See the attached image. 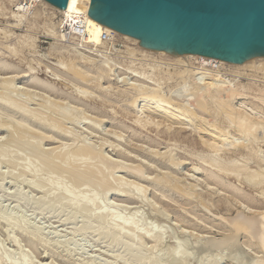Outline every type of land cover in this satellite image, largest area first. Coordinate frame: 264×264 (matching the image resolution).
Returning <instances> with one entry per match:
<instances>
[{
    "label": "rangeland",
    "instance_id": "1",
    "mask_svg": "<svg viewBox=\"0 0 264 264\" xmlns=\"http://www.w3.org/2000/svg\"><path fill=\"white\" fill-rule=\"evenodd\" d=\"M19 1L21 0H0V125L4 126L6 121L8 123L5 124L7 125L4 126L7 127L5 129L0 126V150L3 149L2 152H7L2 155L0 153V172L5 173L4 177L0 176V264H14V262L16 264L24 261V259L26 264H142L138 260L140 257L141 259L144 257L145 263L143 262V264H146V259H148L147 264H177L179 261V259L177 261V257L180 256L173 255L175 253L173 248L177 246L183 250L185 258L186 256L189 257V260L182 258L187 261L186 264H252L253 261L257 264L256 255H261L259 253L260 247L258 248L259 244L255 245L258 250L256 248L253 250L251 246H254L256 242H253L246 235H243L241 244L255 256V260H244L240 261L241 263H236L221 257L218 253L213 257H205L206 254L197 247L199 240L203 243L205 237L226 231L228 226L226 227L219 214H233L237 209H242L243 205L245 206L243 210L246 212L249 209L253 210H249V213L250 211L253 213L256 209L257 212L255 211V213L264 211L261 207L260 209L255 207L264 201V182L257 186L253 185L247 178L250 170L264 167V161L260 160L264 159V127L251 134L243 133V136L241 133L240 135L235 134L234 141H232L238 142L237 144L242 146L235 148L234 145H230L233 147L228 149L229 144H227L228 146L225 147L227 150H220L217 152L219 155L216 156L214 155L215 150L202 142L201 135L194 124H187L190 125L189 127L186 124L178 126L171 124L172 129H169L170 126L167 122L161 125L162 122L157 120L156 124L154 122H149L147 125L144 124L148 122L139 124L136 122V118L138 116L143 117L147 113H138L135 111L136 109L134 110L132 106H129L131 105L130 101L136 96V91L127 88L128 85L125 82H133L132 74L127 73V76L122 74L120 69H116L113 72L114 84L101 82L104 87H99V82L93 78L95 68L88 71L90 81L86 80V82L76 76L74 68L89 69L87 62L98 65L100 62L108 63L111 60L124 68L133 65V67H139L146 75L153 74L155 78L162 77V85L166 94L170 96L173 93L179 96L180 100H183L185 98L183 94L188 92V89L189 92L193 91L194 83H196L193 77L190 79V74L187 75L183 71L186 67L167 61L152 70L145 65L147 61H144V65H142L140 61L134 60L129 54L131 51L128 50L127 44L118 39L116 44H106L105 48L98 47L100 51L97 47L94 48L85 42L84 47L79 48L78 44L74 45L77 43L74 39L67 40L68 42L71 41L72 45L68 42L57 43L47 34L45 28L47 25L56 22V19L52 17L53 15L41 11L36 15L32 12L27 15V8H19L16 5ZM16 7L21 11L16 10ZM15 15H24V18L20 21ZM27 35L33 36L34 40L28 43ZM73 46L77 50L72 49ZM81 55L88 57V60L84 59L83 62L79 60ZM136 56L141 57L139 54ZM76 58V61L81 64H73V69L63 68V62L71 64ZM27 71L28 75L38 76L53 85L54 88H44L34 82L30 83L31 79L27 77ZM186 75L189 76V79ZM215 77L218 83L229 87L245 85L250 100L264 108V67L257 69L247 67L240 73L228 71L227 75L220 73V75L215 74ZM204 80V83L201 80L198 81V84L203 83L200 84L202 87L199 86V88L204 89H197L198 93L193 99L189 101L185 99L192 107L197 106V100L202 97L200 95L204 96L206 92L217 97V94H214L216 93L215 88L208 84L204 85L207 82ZM116 81L122 82L119 83L120 86L125 85L120 87L115 83ZM214 101L212 97L209 99L207 112H197L200 114L199 118L234 132L235 128L232 125L229 126L230 123L225 117L223 107L220 109ZM36 113L40 118H44L43 123L36 121ZM262 126H264V122ZM179 128L181 130H177ZM191 128L193 129L191 130ZM85 144L87 147L95 146L90 148L93 150L92 156L89 155L90 158L88 156L84 158L83 155L79 156L78 154L82 149L80 145L85 146ZM247 144L249 147H243ZM76 148L79 149L78 152ZM96 149L97 151H95ZM41 152L44 153L43 157L46 155L42 161L37 157L39 154L42 155ZM66 155L68 160L64 162ZM216 157L222 159V164L226 170L232 168V165L240 169L243 168L239 171L240 173L237 172V175L225 177L226 181L238 189L244 190L245 193L255 196L260 203L257 205L248 204L245 200L237 197V193L232 189H221L216 183V185L210 184L208 180H203L206 178L204 177L205 173L202 172L198 164L203 163L201 162L203 159L213 160ZM85 160L88 161L85 162ZM86 164L94 165L95 171L92 169V165H89L86 170ZM31 165L34 167L33 169ZM196 165L198 168L194 167ZM50 168L53 170H51L53 175L49 173L51 172L49 171ZM91 169L93 170L92 173ZM101 171H104V175H108L109 186L107 183V186L104 185V187L96 186L100 185L97 184V181L100 183L103 179L101 176L104 175H101ZM48 173L50 176L52 175L50 179H53L52 182L49 181V184L53 181L54 183L59 181L63 183L64 181L68 185L67 188L64 185V189L69 191L72 186V190H76L75 192L70 190L72 194H76L77 189L81 187L82 189L78 190V196H80L78 199L80 202H78L80 205L84 198L91 200L90 208L93 210L90 209V214L84 211L74 213L75 211L70 207L68 200L69 193L66 190L64 194L63 191H57L50 185L43 187L34 185L35 182L46 178ZM75 176L81 179L80 184L83 183V186L77 184L79 187L76 189H74L76 184L73 179ZM255 176L258 175H254V178ZM263 177L261 174V178ZM119 179H121V183L124 181L123 185L126 184V187L129 185L128 188L135 189L133 191L134 197L132 195H127L128 197L117 196L111 193L114 192L110 190L112 186L121 187L122 184L119 183ZM115 188L112 187V189ZM121 189L123 188L121 187ZM79 191L81 192L79 193ZM56 196H60L62 199V203L58 204L62 208L61 211H50L49 209L42 211L36 208L34 204L27 203V198L34 201L39 199L45 202H53ZM201 199L207 201L208 204L207 202H205L207 204L205 206L201 204ZM238 200L241 203L237 202ZM239 203L244 204L238 205ZM263 203L260 205L263 206ZM102 206H107L110 214L111 211L114 214L107 216V223L104 222L105 224L100 222L99 216ZM247 206L252 208L248 209ZM134 211L137 212L133 214ZM92 212L93 216L91 215ZM73 215L76 217L73 218ZM131 215L133 219L134 217L137 218L138 230L142 228L143 234L153 232V227L161 224L164 225L162 227L166 231L163 232V229L159 236L153 240L149 239L150 241L148 237H143L142 231H139L142 237L140 234L136 235V243L139 244H137L138 246L135 244V246L140 248L137 253L141 256H136L138 254L135 253V255L125 257L123 251L131 243L129 235L133 232L132 228L127 229V231H131H126L128 235L122 237V244L112 245L110 243H112L113 238L118 236L116 233L117 223L120 221L116 218H131ZM216 222L220 223L217 225L218 227H214L215 224H218ZM87 223H91L95 231L85 235L81 227ZM209 226H213V228ZM220 227L225 229L221 230ZM106 228L109 229V232ZM103 230L109 234L107 237L99 239L98 233ZM229 231L231 232V228ZM246 237L249 245L248 243L244 244ZM151 256L154 258H149ZM156 256L158 257L157 261H155Z\"/></svg>",
    "mask_w": 264,
    "mask_h": 264
},
{
    "label": "bare ground",
    "instance_id": "2",
    "mask_svg": "<svg viewBox=\"0 0 264 264\" xmlns=\"http://www.w3.org/2000/svg\"><path fill=\"white\" fill-rule=\"evenodd\" d=\"M90 2L91 0H69L68 1V4H67V9L66 11L50 4L49 2L45 1V0H21L19 2H17L16 5H18L19 8H27V10H31L32 13L34 15L36 14H39L40 11L41 12H44L45 14H48V13H51V15H53V19L57 18L59 15L62 16V19L59 20V22H63V20L65 19V17L68 19H71L73 22H77L78 20L80 19H83L85 20V23H86V34H85V37L83 39V41L87 44V45H90L92 47H100V48H105L107 42H105L102 38H103V32L104 31H108L110 32L113 36H115V38H117L118 40L124 42L127 44V47H128V50L131 51L129 54H131L132 58L134 60H137V61H140L142 63V65H144V61H147L145 63L146 66H149V68H151L152 70H154V68L156 69L157 67H159L160 65H162L163 63H166L167 61H171V63H174V64H179V65H184L186 67H184L185 70H183L184 72L188 74H190L189 76L191 77L190 79H192V77L194 78L193 80H196L194 82L195 84V87L193 89V91L191 90L189 92V89H188V92H186L185 94H183L185 96V98H183V100H180V97L173 94L168 96L163 88V80L161 78H155V76L152 74V75H146L143 71H141V69H139V67H133L132 66H128L127 68H124L118 64H116L115 62H113L112 60L111 61H108V63L106 62H100V64L98 65H93V64H88L87 62V65H89V69H84L83 70V67L82 69L79 67V69H75L73 64L77 65L79 63V61H76L77 58L75 59V61H72L71 64H67L65 62H63V68L65 69H73L74 68V72L76 74V76L80 79H82V81H85L86 80L90 81L89 79V70L91 68H95L96 70H93V73H95V76L93 77L94 80H96L98 83V86L99 87H104L103 84L104 82H107L109 84H114L113 82V72L116 70V69H120L122 71V74H126L127 73H130L132 74V81L131 83H127L125 82L127 85V88L131 89V90H135L136 91V96L133 100L130 101V104L129 106H132V108L137 111L138 113L140 112H146L147 114L143 117L141 116H138V118H136V122H138L139 124H143V122H148L144 125H147L149 124V122H156L157 121H161V125L165 124L166 122L168 123V125L170 126L171 124L172 125H184L186 124V126H188L187 124H194L195 127H196V130L198 131V133L201 135L200 138L202 139V142L207 145L208 147L212 148L215 150L214 152V155L217 156V152H220V150L222 151H226L227 148L226 145L229 144V148L230 149V145H234L235 148L237 147H241L239 146L237 143H234L233 141V138L235 137L234 135L235 134H239L240 133L242 134V136L244 134H248V133H252V132H256L257 129L259 128H262L264 126L263 125V122H264V108L260 107L258 104H256L255 101L253 100H250L248 94H247V87H245V85H241V87H235V86H227L225 84H220L218 83L217 81V78L219 77H215V74H219L220 75V71L221 69H228V71L232 72V73H240L241 70L245 69V68H263L264 67V57H254V58H251V59H248L244 62H241V63H231V62H227V61H224V60H221V59H218V58H215V57H207V56H201V55H197V54H189V55H186V54H174V53H170V52H167V51H164V50H153V49H150V48H147L145 47L140 40L132 37V36H129L127 34H124V33H121V32H118L114 29H111V28H107L105 27L103 24H100V23H97V22H94V21H90V20H86V15H87V11H88V8H89V5H90ZM19 10V9H18ZM21 10V9H20ZM23 10V9H22ZM31 11L29 12L31 14ZM16 14V13H15ZM44 14V15H45ZM14 16V15H13ZM20 21L23 20V16L24 15H15ZM33 17V16H32ZM47 18V16H46ZM26 20V19H25ZM24 22V21H23ZM53 23V22H52ZM58 23L55 22L53 24H50V25H47L46 28V32L47 34L52 37L53 39H55L57 43H60V44H63L65 42H68L66 41L67 40V37L63 34H61L59 32V29H58ZM28 32V31H27ZM31 32V31H30ZM33 36H28L27 35V41L28 43L33 41ZM75 40V38H74ZM34 43V42H32ZM68 43H71V41H69ZM22 44V43H21ZM77 43H74V45H76ZM133 46V47H132ZM31 47V46H29ZM34 47V46H33ZM77 47V46H76ZM74 48V50H77L75 49V47L73 46L72 49ZM94 51V49H91ZM99 50V48H98ZM97 50V51H98ZM14 51V50H13ZM100 51V50H99ZM128 53V52H127ZM141 55V57H137L136 55ZM105 55V54H104ZM86 57V56H85ZM83 57L81 55V57H79V60H81L82 62L84 61V59H87L88 57ZM88 60V59H87ZM77 62V63H76ZM85 62V64H86ZM170 63V62H169ZM170 63V64H171ZM81 64V63H79ZM86 65V66H87ZM122 65V64H121ZM216 65H221V67H219L218 69H216ZM29 66V65H28ZM94 66V67H92ZM136 66V65H135ZM139 66V65H138ZM157 66V67H156ZM168 66V65H167ZM29 68V67H28ZM173 68V67H172ZM64 69V70H65ZM92 70V69H91ZM178 70V69H177ZM181 70V68H180ZM120 71V72H121ZM183 71H182V74H183ZM116 74V73H115ZM182 74H180L182 76ZM26 75V74H25ZM186 75V76H187ZM3 76V75H2ZM125 76V75H124ZM123 76V77H124ZM128 76V75H127ZM189 76H187V78L189 79ZM27 77H30L31 81L30 83H36L38 84L39 86L41 87H46V88H51L53 89V85H50L49 83H47L46 81H44L43 79H40L38 76H35V75H28V71H27ZM122 77V79H123ZM221 77V76H220ZM4 78V77H3ZM224 78V77H223ZM5 79V78H4ZM8 79V78H7ZM13 79V78H11ZM9 79V80H11ZM121 79V78H120ZM185 79V77H184ZM203 82L204 81H207L205 82L204 85L208 84V85H211L210 87H214L215 88V92L214 94H217L216 96L217 97H213L214 95L211 94L210 92H206L203 95H200L202 96L201 98L199 97V100L196 107H192V105L188 102L189 100L193 99L195 97V94H197V89L199 90L202 86L200 84H198V81L200 82V80ZM203 79V80H202ZM220 79V78H219ZM114 80H117V79H114ZM119 80V79H118ZM222 80V79H221ZM220 80V81H221ZM14 81V80H13ZM126 81V80H124ZM123 81V82H124ZM225 81V80H223ZM228 81V80H227ZM10 82V81H9ZM12 82V81H11ZM103 84H102V83ZM182 82V81H181ZM184 82V81H183ZM185 82H187L185 80ZM89 83V82H88ZM116 84L119 85V83H122L120 81H116L115 82ZM204 83V82H203ZM202 83V84H203ZM222 83V82H221ZM229 83V82H227ZM181 84V83H180ZM185 84V83H184ZM193 84V86H194ZM117 85V86H118ZM125 85V84H124ZM122 85V86H124ZM207 85V86H208ZM107 86V85H106ZM105 86V88H106ZM120 86V85H119ZM120 86V87H122ZM183 86V85H182ZM185 86V85H184ZM187 86V85H186ZM190 86V85H189ZM188 86V87H189ZM199 86H201L199 88ZM206 86V87H207ZM238 86V85H237ZM17 87V86H16ZM181 87V86H180ZM204 87V86H203ZM209 87V86H208ZM107 88H109V86H107ZM124 88V87H123ZM128 89V90H129ZM201 89H204V88H201ZM182 90V89H181ZM29 91V90H28ZM206 91V90H205ZM182 92V91H181ZM184 93V92H183ZM262 93V92H260ZM169 94V93H168ZM214 98V101L215 104L217 103V105L220 107V109H222L223 107V111H224V114H225V117H227L230 125L229 126H233L235 128L234 132L230 131L229 129H223L215 124H212L211 122L209 121H206L204 119H201L199 118L200 117V114H198L197 112H205L207 110V105H208V101L210 98ZM10 98V97H9ZM188 100V101H185ZM5 101V100H4ZM12 101V100H10ZM13 102V101H12ZM3 103V102H2ZM15 103V102H14ZM19 103V102H18ZM14 105H17V104H14ZM22 105V104H21ZM24 106V105H22ZM249 106V107H248ZM20 107V105H19ZM28 107V106H27ZM17 108V106H16ZM23 108V107H22ZM27 109V108H26ZM132 109V110H133ZM22 110V109H21ZM140 110V111H139ZM1 111V110H0ZM3 111V110H2ZM207 112V111H206ZM70 113V112H69ZM33 114V113H32ZM37 114V113H36ZM40 114V113H39ZM209 114V113H208ZM7 115V114H6ZM140 115V114H139ZM38 116V117H37ZM37 116L35 117L36 121L38 123H43L44 122V118H40L39 115L37 114ZM45 116V115H43ZM202 116V114H201ZM70 117V116H69ZM210 117V116H209ZM203 118V116H202ZM46 119V118H45ZM13 120V119H12ZM213 120V119H211ZM47 121V120H46ZM20 122V121H19ZM159 122H157L159 124ZM165 122V123H164ZM2 123V122H1ZM22 123V122H21ZM48 123V122H47ZM137 123V124H138ZM5 124H8L7 121L6 123H4V126H7ZM151 124V123H150ZM156 124V123H155ZM154 124V125H155ZM19 125H22V124H19ZM54 125V124H53ZM167 125V126H168ZM189 125V126H190ZM193 125V126H194ZM1 126V125H0ZM3 126V125H2ZM1 126V127H2ZM3 126V127H4ZM150 126V125H149ZM157 126V125H156ZM159 126V125H158ZM168 126V127H169ZM175 126V127H177ZM188 126V127H189ZM228 126V127H229ZM167 127V128H168ZM181 127V126H180ZM185 127V126H184ZM192 127V126H191ZM7 128V127H4V129ZM178 128V127H177ZM1 129V128H0ZM3 129V128H2ZM29 129V128H28ZM169 129H172L171 126ZM183 129V128H182ZM187 129V128H186ZM193 128H191L192 130ZM177 130H181L180 128L177 129ZM195 130V129H194ZM7 131V129H6ZM66 131V130H65ZM68 131V130H67ZM175 131V130H174ZM258 131V130H257ZM20 132V131H19ZM196 132V131H195ZM65 133V132H64ZM70 133V131H69ZM67 133V135L69 134ZM197 133V132H196ZM197 133V134H198ZM244 133V134H243ZM71 134V133H70ZM69 134V135H70ZM264 137V136H263ZM240 138V137H239ZM238 138V139H239ZM253 138V137H252ZM43 139V138H42ZM237 139V138H236ZM248 139V138H247ZM257 139V138H256ZM233 140V141H232ZM76 141V140H75ZM239 141V140H238ZM243 141V140H242ZM134 143V142H132ZM84 145V144H83ZM83 145H80L82 149H80V152L78 153L79 156L83 155L84 158H86L87 156L89 157V155L92 156V152L93 150H90V148H94V147H87L86 144L85 146ZM89 145V144H87ZM228 146V145H227ZM233 147V146H232ZM231 147V148H232ZM243 147H249V145H243ZM4 148V147H3ZM234 148V149H235ZM62 149V148H61ZM77 149V148H76ZM224 149V150H223ZM3 150V149H2ZM0 150V153L1 155L4 154V152L6 151H3ZM79 149H77V152H78ZM143 150V149H142ZM151 150V149H150ZM45 151V150H44ZM42 151V152H44ZM97 151V149L95 150ZM99 151V150H98ZM158 151V150H157ZM166 151V150H165ZM41 152V153H42ZM61 152V151H60ZM7 153V152H6ZM98 153V152H96ZM101 154V151L99 152ZM98 153V154H99ZM230 153V152H229ZM43 154L40 156H37L38 158L44 160L45 159V156L43 157ZM63 154V153H62ZM64 155V154H63ZM219 155V154H218ZM258 155V154H257ZM260 155V154H259ZM262 155V153H261ZM260 155V156H261ZM65 156V155H64ZM86 156V157H85ZM109 156V155H108ZM95 157V155L93 156V158ZM97 157V156H96ZM103 158V156H100ZM36 158V159H38ZM65 158V157H64ZM63 158V160H64ZM68 156L66 155V158L64 160V162H66ZM83 157H81L82 159ZM83 158V159H84ZM90 158V157H89ZM99 158V157H98ZM106 158V156H105ZM173 158V157H172ZM260 158V157H259ZM264 158V157H263ZM39 159V161H40ZM109 159V157H108ZM80 160V159H79ZM91 160V159H90ZM110 160V159H109ZM112 160V159H111ZM222 159L220 157H216L215 159L213 160H209V159H203V161L201 160V164H198L200 165V169H202V172H204V178L203 180H208V182L210 184L212 183H216L217 185H219V187L222 189V188H228V189H232L233 191H235L237 194L236 196L239 197L241 200H245V202L248 204H258L260 203V201L253 195H249V193L247 194V192L245 193L244 190H240L238 189L236 186H234L233 184H231L230 182L228 183L226 181V178L225 177H228L229 175H237L240 170H243L240 169L239 167H235L234 165H232V168H228L226 170V168L223 166L222 164ZM260 160H263L264 159H260ZM36 161V160H35ZM88 161V160H87ZM85 160V162H87ZM183 161V160H181ZM37 162V161H36ZM35 162V163H36ZM64 162H62L64 165ZM75 162V161H74ZM78 162V161H77ZM84 162V161H83ZM179 162V161H178ZM189 162V161H188ZM41 163V162H39ZM39 163H37L39 165ZM236 165L237 163L234 162ZM233 163V164H234ZM264 163V162H263ZM34 164V163H33ZM85 164V163H83ZM176 164V163H175ZM261 164H262V161H261ZM89 165H92V164H89ZM88 164H86L85 166V169L89 167ZM195 165V164H194ZM35 166V165H34ZM37 166V165H36ZM70 166V165H68ZM73 166V165H72ZM94 165H92L93 167ZM74 167V166H73ZM96 167V166H95ZM178 167V166H177ZM194 167H197L194 166ZM31 168L33 169L34 167H32L31 165ZM53 168V167H52ZM52 168H50L49 171L52 170ZM55 168V166H54ZM91 168V166H90ZM89 168V169H90ZM98 168V167H97ZM198 168V167H197ZM248 168V167H247ZM260 168V167H259ZM254 169V170H249L251 172H249V174L247 175V178L253 183V185H259V184H262L264 182V172H263V168L264 167H261L262 169ZM88 169V170H89ZM94 171V167L92 168ZM91 169V173L93 172V170ZM100 169V168H99ZM98 169V171H99ZM194 169V168H193ZM252 169V168H251ZM56 170V168H55ZM87 170V169H86ZM101 170H103V168H101ZM195 170V169H194ZM247 170V171H249ZM53 171V170H52ZM52 171L49 172L50 174H52ZM97 171V170H96ZM197 171V170H196ZM104 172V171H103ZM101 171V175H104ZM167 172V171H166ZM242 172V171H241ZM49 173L47 174L48 176H46V178H43L41 179L40 181H37L34 183L35 186L37 187H43V186H48L50 185L51 187H53V189H56L57 191L59 190L60 192L63 191V193L65 194V190L66 192L69 193V196H68V200H69V203H70V207L75 211L74 213L77 214V212L79 211H84V212H90L91 209L90 205H91V200L89 201V199L85 200L86 198H84V200L82 199L81 200V204L79 205V197L78 196V190L82 189L81 187L77 186V184L79 185H82L80 184L82 181L79 177L75 176L73 179H74V183L76 185L74 189H76V187L78 188L77 189V193L76 194H72L70 193V190H72V186L69 188V191L66 189L68 186L67 184H65V182L63 181L60 182L59 180H56V181H59V182H56L54 183H51L52 180L50 179V177L53 175H49ZM55 173V172H54ZM240 173V172H239ZM186 174V173H185ZM261 174H262V177L261 178ZM254 175H260V177L258 176H255L254 178ZM0 176L4 177L5 176V173L3 172H0ZM106 176V174L104 175ZM104 176H101L103 177V179L101 180L100 178V183H98L97 181V184H100V185H96L97 187H104V185H108L110 179L108 177V175L106 177ZM110 176V175H109ZM113 176V175H112ZM163 176V175H162ZM240 176V175H238ZM164 177V176H163ZM236 177V176H235ZM118 178V176H117ZM149 178V177H148ZM177 178V177H176ZM246 178V180H247ZM62 179V178H61ZM60 179V180H61ZM158 179V178H157ZM168 179V178H167ZM165 179V180H167ZM178 179V178H177ZM51 180V184H49V181ZM121 179H119V183L120 184H124V181H122L123 183L120 182ZM127 180V179H126ZM181 180V179H180ZM240 180V178H239ZM169 181V180H168ZM171 181V180H170ZM47 182V184H46ZM132 182V181H130ZM250 182V183H251ZM111 183V182H110ZM134 183V182H133ZM177 183V182H176ZM215 184V185H216ZM64 185H65V189H64ZM106 185V186H107ZM110 185V184H109ZM108 185V186H109ZM113 185V184H112ZM121 187L123 189L120 188H115V186H112L113 188L115 189H112L111 187V191L113 190L114 192H111L113 195H119V196H135V193H133V191L135 190H132L131 188H128V182H127V187H126V184L123 185ZM131 185V184H130ZM170 185V184H169ZM174 185V184H173ZM193 185V184H192ZM207 185V184H206ZM209 185V184H208ZM73 186V187H74ZM83 186V185H82ZM139 186V184H138ZM176 187V185H174ZM205 186V185H204ZM109 187V188H110ZM117 187V186H116ZM133 187V186H132ZM195 187H198V186H195ZM128 188V189H126ZM186 189V188H184ZM198 189V188H197ZM137 190H140V189H137ZM177 190V189H176ZM181 190V188H180ZM210 190V189H209ZM72 191H76V190H72ZM71 191V192H72ZM132 191V192H131ZM215 191V190H214ZM59 192V193H60ZM81 191H79L80 193ZM179 192V190H178ZM189 192V191H187ZM58 193V195H59ZM97 194V192H95ZM190 193V192H189ZM193 193V192H192ZM62 194V193H60ZM134 194V195H133ZM188 194V193H187ZM186 194V195H187ZM184 195V194H183ZM193 195V194H192ZM190 195V196H192ZM195 195V194H194ZM198 195V194H197ZM127 196V197H128ZM94 197H96V195H94ZM141 197V195H140ZM143 197V196H142ZM228 197V196H227ZM226 197V198H227ZM201 198V197H200ZM229 198H230V195H229ZM232 198V197H231ZM238 198V199H239ZM119 199V198H118ZM199 199V198H198ZM202 202L201 204H204L205 206V202L207 201H203V199H201ZM200 200V201H201ZM261 200V199H260ZM79 201V202H78ZM237 202H240V200H238ZM264 202V201H262ZM262 202L260 204H262ZM27 203H32L35 205L36 208L40 209V210H46V209H49L50 211H61V207L58 205L60 203H62V199L60 196H56L55 200L53 202H50V201H44V200H32V199H28L27 198ZM241 203V202H240ZM238 204V205H243V204ZM208 204V202H207ZM206 204V205H207ZM258 205V206H255L256 208L261 207V209H264L262 208L263 206L261 205ZM264 204V203H263ZM246 205V204H245ZM240 207V206H239ZM248 209L249 208H252V207H249L247 206ZM247 207H246V210H247ZM230 208V207H229ZM238 208V206H237ZM245 208V206L243 205V208L242 209H237L235 212H238V211H241L242 213H239L237 216L233 217V218H230L228 219L230 224H226V227L228 226L229 229L231 228V232L229 231L228 232V227L227 229H225V224H224V227L223 229L220 227L221 230H226L225 232H218L217 234L215 235H209L207 237H205V241L203 242L204 245L206 246L205 248V251L204 253L206 255H204L205 257L206 256H211L213 257L214 255H216V253H218V255H220L221 257L223 258H227L228 260H231V261H234L236 263H241L240 261H244V260H253L255 258V256L250 253L249 251H247L241 244V241H242V237L243 235L245 236H249V238L253 241V242H256L255 245L259 244L258 248L260 247V252L261 255L260 257H258L259 255H256V258H258V263L257 264H264V211H258L260 213H255V211L257 210H254V212L252 213L251 210L250 213L245 210H243ZM91 209V210H90ZM110 210V208H109ZM113 210V209H112ZM229 211V210H228ZM116 212H119L116 210ZM115 212V213H116ZM135 212L137 211H134L133 214H135ZM234 212V213H235ZM257 212V211H256ZM114 213V211H113ZM233 213V214H234ZM90 214V213H89ZM110 214V211H108V208L107 206H102V209H101V213H99V216L101 218L100 222L102 221L103 223L106 222V218L107 216ZM111 214H112V211H111ZM110 214V215H111ZM118 214V213H117ZM131 214V213H130ZM132 214V215H133ZM137 214V213H136ZM233 214H228V215H233ZM68 215H71V214H68ZM91 215L93 216V212L91 213ZM98 215V214H97ZM114 215V214H112ZM132 215H131V218L130 217H124V218H116V220H119L117 223V232L118 233V236L113 238L112 239V245H119V244H122V237L124 236H127L128 233L127 232H130V231H127V229L129 230V228H132V233H130L129 237L131 239V243L128 244L124 251H123V255L125 257H128L129 255H135L138 254L137 251L139 252V249L137 244H139L138 242L136 243V235H139L141 232L139 231H142V228L140 230H138V226H137V222H136V219L134 217V219L132 218ZM226 215V214H225ZM75 215H73L72 217L74 218ZM95 216V215H94ZM130 216V215H129ZM138 216V215H137ZM67 217V216H66ZM70 217V218H72ZM76 217V216H75ZM116 217V216H115ZM98 218V217H97ZM144 218V217H143ZM67 219V218H66ZM69 219V217H68ZM70 220V219H69ZM73 220V219H71ZM76 220V218H75ZM180 220V219H179ZM139 221V220H137ZM141 221V219H140ZM139 221V222H140ZM144 221V220H143ZM73 222V221H72ZM146 222V221H144ZM107 223V222H106ZM218 223V222H216ZM222 223V221H221ZM105 224V223H104ZM185 224V223H184ZM220 223L218 224H215L216 226L214 227H218L217 225H219ZM186 225V224H185ZM213 225V224H212ZM162 226H164L163 224L161 225H156V227H153V232H149V231H146V232H149L148 234H143L144 232L142 231V235L143 237L147 238L148 237V240H153L155 237L159 236L160 233L162 232V230L164 229ZM211 228H213V226H209ZM82 228V231L85 235H88V234H92L95 230H94V227L92 226L91 223H87L85 225H83ZM210 228V230H212ZM105 229V228H103ZM107 229V228H106ZM145 229V228H144ZM147 229V228H146ZM109 229H107L108 231ZM115 230H116V227H115ZM149 230V229H148ZM209 230V232H210ZM24 231V230H23ZM111 231V229H110ZM127 231V232H126ZM166 230L164 229L163 232H165ZM109 232V231H108ZM25 233V231H24ZM33 233H35V231H33ZM127 233V234H126ZM220 233V235H219ZM109 233H106L104 230L103 231H100L98 233V238L99 239H103L105 237H107ZM150 234V235H149ZM164 234V233H163ZM31 235V234H29ZM34 235V234H33ZM36 235V234H35ZM34 235V236H35ZM142 235L140 234V236L142 237ZM127 237V238H129ZM35 239V238H34ZM147 240V239H146ZM149 240V241H150ZM245 241L247 240V237L246 239H244ZM243 240V241H244ZM201 242V240H199ZM35 242L36 240L34 241L33 245L35 246ZM251 242V241H250ZM249 245V241H246L244 242V244H247ZM136 244V246H135ZM177 244V243H176ZM252 244V243H250ZM247 245V246H248ZM253 245L251 246L254 250V248L257 249V246L254 247ZM250 247V246H248ZM174 249V254L173 255H178L180 256L179 258L177 257V261L179 259V261L177 262V264H186L187 263V259L189 260V257L186 256V258L184 257L185 254L182 252L183 250L180 249L178 246L173 248ZM255 249V250H256ZM258 250V249H257ZM256 250V252H257ZM173 251V250H172ZM169 252V251H168ZM244 252H247V254H250V256L248 257H244ZM170 253V252H169ZM168 253V255H169ZM172 254V253H171ZM184 254V255H183ZM136 256H141V255H136ZM158 256V255H157ZM155 257V261H157L156 259L158 257ZM171 257V256H170ZM169 257V258H170ZM188 257V258H187ZM148 258V257H146ZM149 258H154V257H149ZM175 258V256H174ZM182 258H185L186 260H183ZM24 259V258H23ZM143 259L144 257H141L138 258L139 260V263L142 262L143 264ZM176 259V258H175ZM183 261H181V260ZM148 259H146V264L148 263L147 261ZM168 260V259H167ZM255 260V259H254ZM154 261V260H153ZM154 261V262H155ZM181 261V263H180ZM233 262V263H234ZM256 262V261H255ZM27 263V262H26ZM25 263V259L24 261L22 260L21 262L19 263H16V264H26ZM145 263V262H144ZM150 263V262H149ZM156 263V262H155ZM158 263V262H157ZM160 263V262H159ZM252 264H255L254 261L251 262ZM15 264V262H14ZM154 264V263H152Z\"/></svg>",
    "mask_w": 264,
    "mask_h": 264
},
{
    "label": "water",
    "instance_id": "3",
    "mask_svg": "<svg viewBox=\"0 0 264 264\" xmlns=\"http://www.w3.org/2000/svg\"><path fill=\"white\" fill-rule=\"evenodd\" d=\"M45 1L66 11L69 0ZM85 19L153 50L231 63L264 57V0H91ZM239 213L219 217L229 225Z\"/></svg>",
    "mask_w": 264,
    "mask_h": 264
},
{
    "label": "built area",
    "instance_id": "4",
    "mask_svg": "<svg viewBox=\"0 0 264 264\" xmlns=\"http://www.w3.org/2000/svg\"><path fill=\"white\" fill-rule=\"evenodd\" d=\"M16 10H18V8L16 7ZM19 11H21L19 9ZM31 10H27V15L30 14ZM32 12V11H31ZM62 19V16L59 15L56 18V22L58 23V28L61 32V34L66 35L67 40H73L75 38V40L77 41L78 47L79 48H83L84 47V41L83 38L86 34V23L85 20L80 19L77 22H73L71 19H67L65 17V19L63 20V22H59V20ZM66 40V41H67ZM103 40L105 42H107V44H116L117 42V38H115V36H113L110 32L108 31H104L103 32ZM219 67H221V65H216V69H218ZM220 73L222 75H227L228 74V69H221Z\"/></svg>",
    "mask_w": 264,
    "mask_h": 264
}]
</instances>
